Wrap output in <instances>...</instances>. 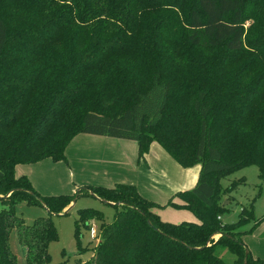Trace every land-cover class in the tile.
<instances>
[{
    "label": "trees",
    "instance_id": "1",
    "mask_svg": "<svg viewBox=\"0 0 264 264\" xmlns=\"http://www.w3.org/2000/svg\"><path fill=\"white\" fill-rule=\"evenodd\" d=\"M80 133L134 140L141 159L155 141L180 166L199 164L196 184L166 203L199 222L161 220V204L132 184L42 195L15 176L20 163L66 161ZM248 165L264 182V0H0V264H18L12 229L26 264H53L51 217L81 191L116 211L108 223L78 209L76 234L98 223L93 254L78 264H263L242 240L264 222L253 203L238 221L221 219L234 187L220 181ZM18 202L47 215L27 225Z\"/></svg>",
    "mask_w": 264,
    "mask_h": 264
},
{
    "label": "rangeland",
    "instance_id": "2",
    "mask_svg": "<svg viewBox=\"0 0 264 264\" xmlns=\"http://www.w3.org/2000/svg\"><path fill=\"white\" fill-rule=\"evenodd\" d=\"M92 139L95 138L91 134L81 133L76 135L70 142L69 146L66 149V161H62L60 164L54 163L51 159L47 160V162H43V170L48 176L54 177V184L47 186V191H45L42 195H59V194H74L77 190L85 185H91V182H87L88 184H79L78 178L74 180L68 174L67 167L69 165H77V162L82 157V151L84 148H89V151H99L107 148L109 151L106 153L109 154L110 148L113 147V144L107 145L104 144H96ZM114 139V138H112ZM118 138H115L114 141ZM121 139V138H120ZM125 140V139H121ZM129 139H126V141ZM117 148L120 147L119 142H117ZM130 143H134L131 141ZM105 153H101L103 155ZM151 158L150 162L148 158L141 159L138 157V161L142 165H148L151 168L150 181L147 182L149 187L146 188V191H143L144 188L140 187L141 192H145L147 199L149 197L157 198L162 200V194L157 193V188L159 184L163 181V177L165 175L158 174V169L161 168L162 165H179L170 155L165 154L162 157ZM114 157V155L112 156ZM117 161H119L117 159ZM48 163V164H44ZM69 164V165H68ZM153 165V167L151 166ZM168 173L173 178H177V173L175 169L171 167H166ZM77 173V171H75ZM165 172V171H164ZM60 181V184L56 183V180ZM172 184H166L170 190H177L179 188L180 179H170ZM221 185L223 188L231 185L234 187L232 191L226 192L222 196V203L226 206L227 210H225L221 216V219L225 223H233L238 221L239 212L241 207H249L250 203H253V213L256 219H260L264 217V182H262L258 176V168L255 165H248L242 168H239L232 172L230 175L221 179ZM96 185V184H92ZM115 183H111V185H101L104 187H112ZM138 190V189H137ZM140 190H138L140 192ZM77 198L70 204V209L68 213L61 215H52L51 219L57 229L58 238L57 240L51 241L48 245V253L51 257V262L53 264H78V262H83L88 260L94 251L95 244L98 242L95 235L92 234L91 227L95 226L98 230L97 222L93 219L90 220V226L85 227L83 224H80L78 227V233L76 234V220H78V209L81 208H95L101 210L104 214V218L106 222H111L113 219V215L115 213V207L112 204H109L92 194H85V192L81 191ZM167 198V196H166ZM152 200V199H151ZM179 201V200H176ZM167 203V201H165ZM166 203H159L161 206L157 207L160 211V218L165 222L170 223H180L182 221H192L199 222L194 213L186 208L174 207L172 205H166ZM163 205V207H162ZM2 200L0 199V210L6 208ZM45 211V210H44ZM15 213L20 216L24 223L29 225L33 222L36 217L46 216L47 214H43V210L39 206H30L25 202H18L15 204ZM46 213V212H45ZM43 214V215H42ZM254 221H248L241 225L239 228L241 231H247L251 229ZM264 238V222L257 224L254 228L251 229V232H246L242 235V240L250 250L251 254L254 256V253H258L264 256V241L261 245V250H254L255 246L258 247L259 243H261L260 239ZM260 238V239H259ZM9 246L12 253L16 257V261L18 264H26L25 255L20 250L21 244L17 238L16 229H12L9 236ZM81 249V250H80ZM218 254L222 259L231 263L234 260V256L227 249H221L218 251Z\"/></svg>",
    "mask_w": 264,
    "mask_h": 264
},
{
    "label": "crops",
    "instance_id": "3",
    "mask_svg": "<svg viewBox=\"0 0 264 264\" xmlns=\"http://www.w3.org/2000/svg\"><path fill=\"white\" fill-rule=\"evenodd\" d=\"M91 135L95 136V138H99V139H92L94 140V142H96V144L98 145L104 143H106L107 145L113 144V147L112 148L109 147L110 149L109 154L106 153L107 151H109L107 148L94 152L89 151L88 147L84 148L82 151V157L77 162V165L68 164L69 166L67 167V171L71 179L74 180L75 178H78L79 179L78 183L82 185L88 184L87 182H91V184L104 185V186L111 185V183H115V184L127 183V184L135 185L138 190H140L141 189L140 187H142L144 188L143 191H146V188L149 187V185H147V182L150 181L149 179L152 169L149 168L148 166L149 164L142 165L140 163V160L138 161V145L136 141L134 140L126 141V139L121 140L122 138L121 139L118 138L117 140L119 141H114L115 137L95 135V134H91ZM131 141H134V143H130ZM117 142H119L120 144L119 148H117V144H118ZM69 144L67 145V147L69 146ZM66 149H65V156H66ZM101 153H105V154L101 155ZM165 154L168 153H166L165 150L157 142L154 141L151 143L149 151L146 153L145 158H148L150 162L151 158H155L153 155H155L156 157H162ZM113 155L114 157H112ZM49 159L50 158H45L43 160L34 163L17 164L14 168L15 176L26 175L30 180V182L32 183L33 187L36 189V191H38L40 194H43L45 191H47L48 184L50 186L54 184V180H53L54 177L48 176L44 172L43 166L38 164L47 162V160ZM117 159L119 161H117ZM58 162L61 163L62 161H54V163H58ZM44 164H48V163H44ZM151 166L153 167V165ZM166 167H171L175 169L176 172H178L177 178H173L169 174H166V172L168 173ZM157 169H158V174L165 175L163 177V181L159 184L157 188V193H161L164 191L161 197L162 200L152 197H149V199L150 200L152 199L157 203L160 202L166 203L165 201H168L170 198H172L177 191L190 189L196 184L200 170V165L196 164L192 167H187V168H184L180 165H162L161 168H157ZM75 171H77V173ZM170 179H180L178 186L179 188H177V190L173 191L167 187L166 184L174 185L169 181ZM56 183L60 184V181L57 179ZM141 191L142 190L138 192L143 196L145 192H141ZM144 196L147 195L144 194ZM172 199L173 201L178 200L176 197H173ZM176 202H180V201H176ZM42 210H43V214H46L45 213L46 211H44L43 208ZM155 211L156 213H158V215L160 214V211L157 208L155 209ZM260 240L261 243H259L258 247L255 246L254 250L257 251L261 250V245L264 241V238H261ZM20 250L25 255L24 246L21 245ZM254 254L257 256L252 255L253 257L264 259V256L258 253L255 252Z\"/></svg>",
    "mask_w": 264,
    "mask_h": 264
},
{
    "label": "built area",
    "instance_id": "4",
    "mask_svg": "<svg viewBox=\"0 0 264 264\" xmlns=\"http://www.w3.org/2000/svg\"><path fill=\"white\" fill-rule=\"evenodd\" d=\"M91 231H92V234L95 235V237H96L97 229H96L95 226H92V227H91Z\"/></svg>",
    "mask_w": 264,
    "mask_h": 264
},
{
    "label": "water",
    "instance_id": "5",
    "mask_svg": "<svg viewBox=\"0 0 264 264\" xmlns=\"http://www.w3.org/2000/svg\"><path fill=\"white\" fill-rule=\"evenodd\" d=\"M74 200H75V199H73V201H72V202H74ZM103 201H104V200H103ZM68 208H70V207H68ZM67 210H68V209H67Z\"/></svg>",
    "mask_w": 264,
    "mask_h": 264
}]
</instances>
